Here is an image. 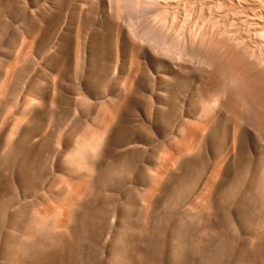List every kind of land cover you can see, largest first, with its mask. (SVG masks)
I'll use <instances>...</instances> for the list:
<instances>
[{"label": "rangeland", "instance_id": "rangeland-1", "mask_svg": "<svg viewBox=\"0 0 264 264\" xmlns=\"http://www.w3.org/2000/svg\"><path fill=\"white\" fill-rule=\"evenodd\" d=\"M98 1L0 0V264H264L261 191L245 193L264 163L259 135L243 123L210 182L229 147L223 131L205 132L208 144L185 138L180 124L201 123V100L193 92L196 106L186 118L167 114L177 94L163 82L175 77L147 68L153 82L112 119L129 63L119 79L98 81L102 10L110 12L112 0ZM170 3L163 4L174 10L164 21L170 38L187 42L196 29L223 41L220 29L227 30L225 42H241L214 49L224 53L221 61L240 53L237 61L256 66L257 59L264 68V0ZM182 78L176 83L185 88ZM256 119L264 123V115Z\"/></svg>", "mask_w": 264, "mask_h": 264}, {"label": "bare ground", "instance_id": "bare-ground-1", "mask_svg": "<svg viewBox=\"0 0 264 264\" xmlns=\"http://www.w3.org/2000/svg\"><path fill=\"white\" fill-rule=\"evenodd\" d=\"M172 1L117 0L116 2L112 0V4L110 5V12H105L104 10H102L104 13L103 14L101 12V9L98 8V15H100V13L104 15H102L104 20L100 24L101 28L103 29L104 49L101 53L98 51V61H101L102 64H105L103 65L102 70L98 71V81L110 82V80L113 81L117 79L121 72L120 69L122 67L124 68V64L128 61V71L126 73L124 72L126 75L122 81L126 87L123 86V88L125 87V89L122 91L123 97L122 99L120 98V103L116 104L114 102V105L116 104L117 108H115L114 112L112 113V119H115L118 111L122 106H124L123 104L126 103L125 101L127 98H129L130 95H132V99L138 98L142 90H144V86H146H143V84L153 82V79L149 78L150 75H147L148 72H146V68L149 69V71H151V73H153L155 76L159 73H161V75L169 73L175 77V81H173V83L162 81L165 91H167L168 93L175 91L177 94L175 99V106H171L170 103L168 104L166 113L169 115L176 116L178 115V113H182L183 117H185V115L190 114L191 109H193L192 107L196 106L191 102L190 99L193 98V92H196L203 105V111L201 113L202 117H200L201 123L193 124L189 122V119H183L182 123L180 124V131L184 133L185 138L196 144H201L204 141H206L208 144L210 140V134H205V132H208V130L210 131V133L214 130L223 131L224 142L226 141V144H228L229 147L228 150L219 157V160L215 163L212 169L210 182H213L215 178L219 177L220 168L226 163L230 151L233 150L234 147H236L237 143H239L240 135L238 134L241 131V127H244L247 124L249 128L251 127L252 129H254V131H256V133L259 135V138L264 143V123H256V125L254 124L255 122L251 123V121L254 120L255 117L257 118L256 121L259 122V120L262 119L264 115V68L261 69L262 71L260 70V68H262L263 66L260 67V65L262 64H260V62H258L259 60L257 59L252 61V63H254V65L256 66H247L246 64H244V62L246 61L244 58V60L240 58L243 62L241 60L237 61L240 57L239 52V57L237 56V60L228 59V62L229 60H231L230 63H227L226 59H224L223 62L221 61L223 59L222 56L224 55V53L220 54L222 55L220 56L216 54L215 51L218 52V47H226L227 43V47L229 48L231 45L229 44L230 40L233 41V39L235 38L234 37L233 39H230L228 37L230 40H228V42H225V37L227 35V33L225 35V32L227 30L224 32L223 29H220V35L223 41H218V39L215 40L217 37L215 39L211 37L213 39L211 40L209 38L210 35L208 37L210 30L208 32H204L203 35L200 32L202 36L199 37V33H197L198 30L196 29H192L193 34L191 33V35L189 36L190 38L187 42L185 41L184 43H181L179 37L177 36V39L173 37L174 40L170 38V36L168 35V25H165L164 21L166 20L167 22V19H169L166 14L169 12L167 8ZM164 2L167 8H165V5H163ZM168 2L170 3L169 5ZM98 3L101 6L103 5L104 0H99ZM171 8L174 7L172 6ZM172 10L171 12H169L170 14L172 13ZM180 10L178 9V11ZM175 11H177V7ZM177 15L179 17V14ZM177 15L174 16L173 19H175ZM113 18H115L116 21L115 25L110 22ZM175 23L177 22H173L174 25ZM177 27L179 28L180 26ZM217 33L218 31L216 32V34ZM220 35L217 36L220 37ZM169 38L171 39V41ZM198 40L200 41L198 45L199 47H197ZM237 40L238 39H236V41ZM236 41H233V43ZM239 42L241 41L238 40L237 42L240 45ZM227 47L226 49H228ZM231 48L233 49V47ZM231 48L229 50H231ZM214 49L216 50L214 51ZM80 50L78 47L76 54L77 64H79L81 58V55L79 54L81 52ZM233 50H231V53H233ZM227 55H225L224 57L226 58ZM231 58H234L233 55L231 56ZM109 62H113L111 67L108 65ZM252 63L250 62L248 64ZM113 64H117V70L112 72L110 71V69L113 67ZM180 76H183V78H185L188 83V85L186 84L185 88L179 86L178 83H176L177 79ZM158 77L162 78V76L159 75L157 76L155 81L160 80L158 79ZM147 78L148 80L146 82ZM192 82H195V84L199 82V85L195 88V90L194 84L192 86ZM227 95L228 97H230L225 100V97ZM251 97H254L253 100L251 99L252 101H250ZM169 100L171 101V99ZM180 103L183 104V106H180ZM216 108L217 111H215V113L213 112L211 115H208L211 110H216ZM261 108L263 109V111ZM242 111L247 112V119L243 117L244 112ZM225 119H230V126L225 124ZM174 121L176 120L170 122V128L173 125ZM124 122L127 121L125 120ZM243 123H245L244 126ZM151 125H153V121H151ZM168 129L165 128L164 130ZM244 130L245 131L243 132L245 135L247 131L246 129ZM189 150H191V148H189L187 151ZM178 154L184 156L186 153L178 150ZM261 163L262 162H260L258 165L259 168H255H258L261 171L260 176L255 175V173L250 174L248 178L247 190L245 192L246 194L250 193V191H252V188H254L255 186L259 187L262 200L259 201L257 199L258 204H264V163L262 166L260 165Z\"/></svg>", "mask_w": 264, "mask_h": 264}]
</instances>
